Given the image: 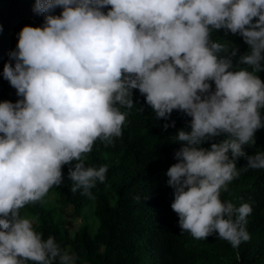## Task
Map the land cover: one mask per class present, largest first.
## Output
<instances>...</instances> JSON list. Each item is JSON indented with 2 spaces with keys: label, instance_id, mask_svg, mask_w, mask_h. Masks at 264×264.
Instances as JSON below:
<instances>
[{
  "label": "clouds",
  "instance_id": "9594fccd",
  "mask_svg": "<svg viewBox=\"0 0 264 264\" xmlns=\"http://www.w3.org/2000/svg\"><path fill=\"white\" fill-rule=\"evenodd\" d=\"M33 11L43 25L22 28L3 68L20 99L0 102V264H75L20 209L60 185L64 165L71 191L94 199L108 168L86 166L82 156L98 139L107 147L122 136L121 108L133 107L134 89L157 120L173 110L191 117L190 131L173 136L182 147L166 173L179 227L233 248L248 241L251 205L220 195L240 171L264 169V151L244 150L264 128V0H36ZM220 29L249 46L235 65L238 47L210 38ZM241 157L248 163L238 170Z\"/></svg>",
  "mask_w": 264,
  "mask_h": 264
},
{
  "label": "trees",
  "instance_id": "16d2710c",
  "mask_svg": "<svg viewBox=\"0 0 264 264\" xmlns=\"http://www.w3.org/2000/svg\"><path fill=\"white\" fill-rule=\"evenodd\" d=\"M35 3L36 0H0V102L15 103L20 99L16 89L4 79L3 68L10 60V52L17 48L22 28L44 23L43 16L33 11ZM61 11L57 8L54 14ZM210 38L218 43L229 41L231 47H238L234 65L249 50L242 36L230 32L226 35L224 29L214 30ZM11 62L14 66L15 61ZM258 75L264 81V71ZM133 101L131 109L121 108L127 112L122 136L107 147L98 139L92 151L82 156L86 166L108 168L105 182L97 181L91 189L94 199L82 195V189L71 191L70 165H64L63 182L53 185L41 200L21 208V216L28 213L33 229L42 233L45 240L54 237L62 250L76 257L75 264H264V169L240 171L228 184V191L221 190L223 202L230 201L236 207L243 203L251 205L245 226L250 239L241 242L238 248L215 234L195 239L179 227V217L171 208L174 189L168 186L166 175L178 162L175 153L182 147L173 136L180 129L190 131L191 117L173 110L170 119L157 120L138 89L133 90ZM261 115L264 118V109ZM172 121L175 127L165 131L163 125ZM224 138L216 137L202 146L210 148L211 143ZM255 138V146H244L248 155L264 151V128L256 131ZM247 163L244 157L239 158L237 169ZM50 194L56 196L55 203L46 199ZM89 205H93L96 225L85 223L74 233L56 213L65 206L71 210L72 217H79Z\"/></svg>",
  "mask_w": 264,
  "mask_h": 264
},
{
  "label": "rangeland",
  "instance_id": "374dc122",
  "mask_svg": "<svg viewBox=\"0 0 264 264\" xmlns=\"http://www.w3.org/2000/svg\"><path fill=\"white\" fill-rule=\"evenodd\" d=\"M47 200H49L51 203H55L56 202V196L54 194H50L46 196ZM62 211L61 212H56L58 214V217L60 218V220L68 227H72V233H74L77 229H79L83 224L87 223V224H91V225H96L97 221L95 218V215L93 213V205H89L87 206L84 211L82 216L79 217H72L70 215L71 210L65 206H62ZM22 216L24 218L30 219L31 216L26 213L23 212ZM86 264V263H84Z\"/></svg>",
  "mask_w": 264,
  "mask_h": 264
}]
</instances>
